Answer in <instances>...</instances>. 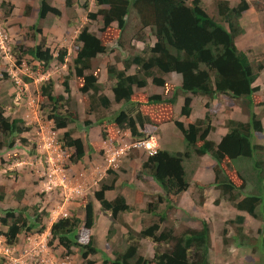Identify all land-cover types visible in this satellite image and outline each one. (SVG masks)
I'll return each mask as SVG.
<instances>
[{
    "label": "trees",
    "instance_id": "trees-1",
    "mask_svg": "<svg viewBox=\"0 0 264 264\" xmlns=\"http://www.w3.org/2000/svg\"><path fill=\"white\" fill-rule=\"evenodd\" d=\"M102 5L97 11L89 9V0L84 3L89 20L102 19V35L91 29L90 24L83 25L77 35L78 45L70 67V75L76 76L79 89L90 93L88 97L89 111L94 109L96 102L107 108L113 104L108 95L102 93L100 83L101 69L97 66V58L109 52L120 49L124 51V43L118 38L116 47L108 45L113 24L118 25L121 32L126 30L130 16L136 14L139 21L138 33L147 27L153 30L156 40L148 45L145 53H137L124 60L120 69L115 64L108 65V77L115 103H123V107L115 116L113 122L122 130L130 129L133 141L150 138L163 122H171L181 131L185 140V150L168 151L159 148L143 161L139 176L145 174L154 179L163 189L164 195L150 202L148 210L159 219L139 231L128 227L129 242L124 251H116L111 258L103 254L102 264H211V231L209 223L204 221L201 228L185 227L180 232L175 225L164 226L168 210L177 207L179 196L191 186V174L184 165L193 157L208 154L216 161L214 166L215 179L209 186L220 191L216 199L219 204L222 199L231 202L240 211H246L254 217L264 219V144L256 141L257 133H264V123L255 110L254 94L259 91L256 85L260 72L264 69L262 63L254 64L247 52L240 49L237 38L246 33L241 24L244 13L250 9L248 0H240L233 6L229 0H216L218 17L211 15L203 6L202 0H95ZM74 0H66L68 7ZM81 0H76L79 6ZM5 7L7 1H2ZM32 6V4H30ZM31 6H26V12L31 13ZM14 4H9L8 16L12 13ZM39 11V18H45L49 13L56 17L62 15L60 8L51 0H41L34 10ZM261 10V9H260ZM36 30L32 34L34 41L42 28L37 24L31 26ZM112 30V31H111ZM110 31V32H109ZM142 35V36H139ZM142 39L144 34H139ZM69 48L62 47L57 54L43 36L33 46L19 44L15 46L18 64L23 62L25 55H31L41 63L44 73L57 60L66 64ZM136 66L133 72L131 67ZM178 73L182 80L180 86H174L166 80L167 74ZM69 79V76H68ZM64 82V90L71 95L69 80ZM164 88V93H170L169 98L159 93H150V84ZM53 79L44 81L40 86L41 94L46 97L52 108L50 118L57 129L66 128L76 120L77 114L64 109V94L54 93ZM180 93L184 95L181 111L177 113L176 106ZM190 94L215 99L219 95H228L233 99L247 100L249 120L247 122L229 118L226 120L227 133L216 142L209 138L215 126L210 113L204 118L192 119L193 98ZM209 107V102L206 103ZM192 120V121H190ZM89 125L90 121H86ZM31 126L21 118H11L6 115L4 105L0 104V151L14 149L17 140L27 143L22 134L30 131ZM151 129V130H150ZM103 137L108 134L103 130ZM64 148H73L70 155L71 163H78L87 154L85 143L81 138H74L71 131L63 134ZM111 175L117 173L107 170ZM189 173V175H188ZM236 175L233 180L232 175ZM204 190L206 185H198ZM116 189L115 180H102L100 188L94 192L103 210L109 213L112 221L122 218L125 212L133 210L126 197L120 192L109 200L106 191ZM5 194H0V200ZM201 200V204L204 203ZM166 202V207L159 210V205ZM84 208V219L75 215L59 218L51 225L50 245L58 242L68 254L77 247L85 264H96L91 255L101 253L95 236L91 233L96 224V212L93 201L80 202ZM34 213L26 209H5L0 216V224L7 227L2 232L8 244L14 246L19 235L28 230L44 232L45 215L49 213L34 206ZM159 210V211H157ZM44 213V214H43ZM245 217L238 214L235 221L243 225ZM83 225V226H82ZM264 226L261 228L260 240L253 246L264 255ZM109 231V235L113 233ZM242 227L238 234L242 236ZM228 229L224 228L226 236ZM142 239H150L155 244V253L147 257L140 252ZM237 239V238H236ZM250 239V237H249ZM225 242L228 239L224 238ZM239 240V238L237 239ZM239 245H244L242 242ZM252 245L251 243H248ZM246 244V245H248ZM5 258L0 256V264Z\"/></svg>",
    "mask_w": 264,
    "mask_h": 264
},
{
    "label": "rangeland",
    "instance_id": "rangeland-1",
    "mask_svg": "<svg viewBox=\"0 0 264 264\" xmlns=\"http://www.w3.org/2000/svg\"><path fill=\"white\" fill-rule=\"evenodd\" d=\"M2 1H7L5 7L1 5ZM85 1L81 0L80 5L76 6V0H74V5L68 7L66 0H51L55 6L61 9L62 15L56 17L49 13L45 18L40 19L39 11L34 10V6H38V3L40 5L41 0H0V32L8 34L9 37L5 43L7 54H11L10 57L6 56L7 54L0 47V91L3 87L9 88L6 95L0 97V104L4 105L7 116L21 118L32 127L30 131L22 134L27 138V143L17 140L14 149L4 148L0 151V194L2 192L5 194L4 199L0 200V216H3L5 209L11 208L17 211L26 209L30 214H33V207L39 205L41 211L49 213L44 217L46 225L44 232H38L37 229L26 230L19 235L14 246L8 244L2 233L7 230V227L0 224V251L10 248L11 255L9 257L20 259L23 264H85L77 247L73 248V253L68 254L58 242L53 245L49 244L51 225L65 213L67 216L76 214L84 219V208L80 204L83 201H93L95 207L96 224L91 233L95 236L102 251L90 256L97 260L96 264H102L103 254L114 258L116 251H124L127 248L129 244L127 240L128 227L139 231L159 219L148 210V204L160 196L158 190L161 189L158 183L149 176L144 179L143 183V177L138 175L139 166L137 164L129 166L128 164L129 157L136 156L140 150L137 147L127 148L126 144L130 143L129 140L120 138L124 135L118 131L119 127L113 122L119 110L122 109L123 103H115L110 87L112 83L109 81L107 70L110 64H115L122 69L124 67L122 60L137 53H145L148 45H153L156 38L153 35V30L149 27L138 33L140 26L136 14L130 16L128 26L123 32L120 31L117 23L113 24V31H109L111 37L108 45L115 48L118 38H121L124 43V51L116 49V51L96 59V64L101 69V92L111 96L113 104L105 108L96 102L94 109L89 111L88 97L90 98V93H83L79 89L76 76L70 75V67L78 45L76 38L81 27L89 23L92 30L96 31L98 35H102L100 30V26L103 25L102 19L100 17L97 20L87 18L88 11L84 8ZM202 1L205 9L211 15L218 17L216 0ZM248 1L251 7L241 19V24L247 33L239 36L237 40L240 48L247 51L254 64L262 63L264 65V0ZM229 2L235 6L240 0H229ZM10 3L15 7L8 16L6 12L9 10ZM28 5L31 6V13L26 12ZM101 7L102 5L97 4L95 0H89L90 10L97 11ZM36 24L43 31L42 34H38L37 41L46 36L47 43L55 54L62 47L69 48L70 53L67 56L66 64L55 60L51 68L43 73L39 70L42 69L40 68L41 63L31 55H25L24 61L21 64L17 63L15 46L19 44L33 46L37 43L32 38V34L36 30L31 28ZM139 34H144L142 39L137 38ZM135 69L134 65L130 72ZM48 79L54 80L56 95L64 94L66 96L64 109H69L77 114L76 120L66 128L57 129L55 127L54 121L50 118L52 106L40 92L41 84ZM67 79L71 86L70 96L64 90V82ZM166 80L174 86H180L182 77L178 73H172L166 75ZM256 85H259L260 89L254 94L255 103L258 105L255 106V110L264 123V69L260 72ZM147 89L150 93L158 92L166 98L171 96L170 93H164V88L153 83ZM11 91L13 94L9 93ZM190 96L193 98L192 119L204 118L207 113H210L216 128V132L213 131L214 133L211 135L213 137H218V132L226 127V120L229 118H241L245 120L244 122L249 120V110L245 99H233L228 95H219L215 99L194 94H190ZM16 98L19 101H16ZM183 102L184 95L180 93L177 100L180 109ZM208 102L209 107L206 105ZM176 110L178 113L177 106ZM86 121H90L91 124L88 125ZM68 130L71 131L74 138L83 139L87 151L84 160L73 164V166L69 160L73 148L62 146L63 134ZM103 130L107 132V138L103 137ZM154 131L153 134L161 143L162 149L185 150L184 137L174 123L163 122ZM256 141L264 144V133H257ZM121 145L123 148H127V152L121 151L118 154ZM115 155L117 159L111 161ZM142 155L147 157L145 154ZM202 161V157L195 156L186 163L184 161V165L188 167L189 172L197 171ZM109 168L116 172L117 176L106 172ZM198 169H200L201 178L199 176L196 178L193 173L190 176L188 173L192 182V189L189 191L192 197L190 202L194 201L202 208L191 210L189 206L185 209H180L177 206L173 210H168V217L163 227L175 225L177 231L180 232L187 226L199 229L206 221L209 223L212 239L211 264H264V255L253 246L256 240L257 243L260 240L264 219L241 211L245 214L242 216H246L243 225L238 222H230L231 220L235 221L240 211L235 210L234 205L225 199H222L221 204L216 203L220 191L209 186L214 180V170L209 156L208 163H205L202 169ZM103 178L107 179V182L115 180L116 190L109 192L111 195H117L127 189L131 190L130 194L126 192V198L134 208L125 212L117 222L112 221L109 213L103 210L100 202L94 196L96 188L100 187L97 182L100 183ZM232 178L237 183L240 182L239 179H236L235 174L232 175ZM195 179L201 180L207 187L203 190ZM78 185L83 189L80 193H77V189H75ZM202 199L206 200L207 204L202 206L200 204ZM223 206L225 207L223 208ZM165 207L163 202L159 206V210ZM239 227L243 229L242 236L238 234ZM113 228V233L109 235V231ZM224 228L228 229L226 236L223 234ZM224 238L228 239L227 243ZM239 242L244 245H239ZM140 252L147 257L154 256V242L150 239H142ZM9 257H5L4 264H14V261Z\"/></svg>",
    "mask_w": 264,
    "mask_h": 264
},
{
    "label": "crops",
    "instance_id": "crops-1",
    "mask_svg": "<svg viewBox=\"0 0 264 264\" xmlns=\"http://www.w3.org/2000/svg\"><path fill=\"white\" fill-rule=\"evenodd\" d=\"M38 6H39V3H38ZM38 6H34V7H38ZM247 12V11H246ZM245 12V13H246ZM244 13V14H245ZM6 91H9V88H7V87H3L2 88V90L0 91V97L1 96H5L6 95ZM9 93H11V94H13V92L11 91V92H9ZM156 93V92H155ZM158 93V92H157ZM107 95V94H106ZM109 98L110 99H112L111 98V96H109ZM17 100L16 101H19V99L18 98H16ZM177 108L179 109V112L181 111V109L178 107V105H177ZM234 119H236V120H240V121H245L244 119H241V118H234ZM120 130V129H119ZM120 132H122L123 133V135H124V137H120V138H122V139H124V140H129V142L131 143L132 141V139H131V132H130V130L129 129H126V130H124V131H122V130H120ZM216 132V131H215ZM213 131H212V133L210 134V136H209V138L210 139H212V140H214V141H216V142H219L220 140H221V138L227 133V128L226 127H223L219 132H218V137H213V136H211V135H213ZM257 136V135H256ZM157 139V138H156ZM157 141H158V143L160 144V147H161V143L159 142V140L157 139ZM260 143V142H259ZM143 153L141 152V151H139V153L136 155V156H134V157H129L130 159H128V164H129V166L131 165V166H133V165H138L139 166V169H141V165H142V163H143V161L146 159L145 157H143V155H142ZM202 157V159H203V161L202 162H200V164H199V166H198V168H201L202 169V167L205 165V163H208V154H206V155H203V156H201ZM209 158L211 159V165L214 167L215 165H216V161H214L210 156H209ZM88 159H90V157L88 156ZM87 165V164H86ZM207 167H208V164H207ZM197 168V171H194V173H193V175L195 176L196 175V178L199 176L200 178H201V175H200V169H198ZM206 174H208V172H205ZM141 177H143V183H144V179H146V177H147V175H142ZM196 181H197V184H200V185H204V183L201 181V180H197V179H195ZM214 181V180H213ZM207 184H208V182H207ZM160 187V186H159ZM160 189L161 190H158V191H160V195L161 194H163V190H162V188L160 187ZM190 189H192V182H191V186H190V188L187 190V191H184L180 196H179V199H178V203H177V206H178V208H180V209H185L187 206H189V209H191V210H195V209H200V208H202L200 205L198 206V205H196L195 203H194V201H193V203H191L190 202V199L192 198L191 196H190ZM206 190V189H205ZM131 190L129 189H127V191H122L123 192V194L127 197V194H126V192H128V194H130L129 192H130ZM138 191H140V190H138ZM138 191H135L136 193L138 192ZM109 192H113V191H108L107 192V194H106V196H107V198L108 199H110V200H112L113 198H115L116 197V194H110ZM188 194H189V196H188ZM136 195V197H138V195L137 194H135ZM127 200H128V198H127ZM128 202H129V200H128ZM164 203H166V202H164ZM222 203V201L220 202V204ZM204 205L205 204H207V201L205 200L204 201V203H203ZM203 204H202V206H203ZM166 205V204H165ZM225 206H223V208H224ZM234 207V206H233ZM235 210H238L237 208H235ZM240 211V210H239ZM244 212V211H243ZM239 214H243V213H241V211H240V213ZM243 215H245V214H243ZM246 217V216H245Z\"/></svg>",
    "mask_w": 264,
    "mask_h": 264
},
{
    "label": "clouds",
    "instance_id": "clouds-1",
    "mask_svg": "<svg viewBox=\"0 0 264 264\" xmlns=\"http://www.w3.org/2000/svg\"><path fill=\"white\" fill-rule=\"evenodd\" d=\"M246 33H247V31H246ZM246 33H245V34H246ZM237 44H238V46H239L238 40H237ZM239 47H240V46H239ZM240 49H242V48H240ZM242 50H244V49H242ZM244 51L247 52L246 50H244ZM247 54H248V53H247ZM248 55H249V54H248ZM249 57H250V56H249ZM23 61H24V60H23ZM119 129H120V128H119ZM119 129H118V131L120 132V130H122V129H120V130H119ZM129 130H130V129H129ZM122 131H124V130H122ZM130 132H131V131H130ZM131 139H132V138H131ZM143 140H144V141L149 140V141H152V142L156 143V144H157L156 152L158 151L159 148H161V147H160V144L158 143L157 139L155 138V134H153V135H152L150 138H148V139H138V140H136V141L131 140V141H132L131 143H127V144H126V145H127V148L130 149L131 147H137L138 150H140L143 154H145V155H147V156L154 154V153H151V152H150L148 149H146L145 147H138V146L136 145L137 142H139V141H143ZM127 148H123L122 145H121V146L119 147V151H118L117 153L120 154L121 151H122V152H123V151L125 152ZM73 151H74V149H73ZM126 152H127V151H126ZM156 152H155V153H156ZM72 153H73V152H72ZM86 155H87V154H86ZM116 155H117V154H116ZM116 155H115L114 157L111 158V161H115V160L117 159V156H116ZM208 156H209V155H208ZM85 157H86V156H85ZM85 157H84V158H85ZM146 158H147V157H146ZM83 160H84V159H83ZM83 160H82V161H83ZM82 161H80V162H82ZM78 163H79V162H78ZM73 164H74V163H72V166H73ZM75 164H77V163H75ZM141 166H142V165H141ZM109 169H110V168H109ZM107 170H108V169H107ZM107 170H106V172H108ZM140 170H141V169H140ZM213 170H214V167H213ZM142 175H145V174H141V176H142ZM138 177H139V176H138ZM104 179H105V178L101 179V180H100V183L97 182L98 186L101 184L102 180H104ZM214 179H215V174H214ZM153 180H154V179H153ZM213 183H214V181H213L211 184H213ZM99 188H100V187H99ZM99 188H96V190H98ZM75 189H77V193H80V192L83 191V189L80 188L79 185H78ZM96 190H95V191H96ZM114 190H116V189H114ZM114 190H108V191H114ZM162 190H163V189H162ZM217 190H219V189H217ZM108 191H106V194H107ZM186 191H187V190H186ZM121 193L123 194V192H121ZM123 195H124V194H123ZM159 195H160V194H159ZM161 195H164V192H163V194H161ZM116 196H117V195H116ZM124 196H125V195H124ZM106 197H107V196H106ZM125 197H126V196H125ZM219 197H220V196H219ZM113 199H114V198H113ZM126 199H127V198H126ZM157 199H158V198H157ZM67 200H69V197H67ZM109 200H110V199H109ZM153 201H154V200H153ZM153 201H151V202H153ZM221 201H222V200H221ZM127 202H128V200H127ZM128 203H129V202H128ZM129 204H130V203H129ZM161 204H162V203H161ZM161 204H160L159 206H161ZM200 204H201V202H200ZM130 205H131V204H130ZM201 205H202V204H201ZM234 207H235V206H234ZM65 216H67V213H65L64 216H62V217H65ZM60 218H61V217H60ZM56 221H57V220H56ZM53 223H54V222H53ZM0 254H2V253H0ZM2 255H4V254H2ZM0 256H1V255H0ZM2 257H4V258H5V257L8 258V257L5 256V255L2 256ZM9 258H11V257H9ZM12 260H13V259H12ZM19 260H20V259H19ZM20 263L23 264V263L21 262V260H20Z\"/></svg>",
    "mask_w": 264,
    "mask_h": 264
},
{
    "label": "built area",
    "instance_id": "built-area-1",
    "mask_svg": "<svg viewBox=\"0 0 264 264\" xmlns=\"http://www.w3.org/2000/svg\"><path fill=\"white\" fill-rule=\"evenodd\" d=\"M0 47L1 49L7 54L8 50H7V47H6V43L7 42V39H8V34L7 33H3V32H0ZM6 56H11V54H7ZM136 145L138 147H145L146 149H148L151 153H155L156 152V149H157V144L152 142V141H149V140H146V141H139L136 143ZM50 146H51V143H50ZM0 253L4 254L5 256L9 257L11 255V249L10 248H7V249H4V250H1ZM11 259H13L14 261V264H21L20 263V260L19 259H15L13 257H11Z\"/></svg>",
    "mask_w": 264,
    "mask_h": 264
}]
</instances>
